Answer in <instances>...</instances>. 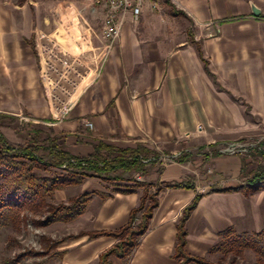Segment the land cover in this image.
Returning <instances> with one entry per match:
<instances>
[{
  "label": "crops",
  "instance_id": "1",
  "mask_svg": "<svg viewBox=\"0 0 264 264\" xmlns=\"http://www.w3.org/2000/svg\"><path fill=\"white\" fill-rule=\"evenodd\" d=\"M252 7L259 10L258 17ZM53 12V18H33L29 9L0 0V119L23 120L28 135L40 136L41 142L56 140L74 156L92 155L99 143L118 149L142 145L158 155L143 161L140 171L123 174V186L111 187L119 191L108 192L104 182L87 178L55 192L53 198L63 203L82 193L108 195L92 196L85 213L73 222L54 224L65 231L58 247L66 245L57 247L64 252L61 263L98 264L99 255L117 241L91 235L128 223L145 192L135 183L148 185V194L158 192L157 206L131 255L126 260L112 256L110 264H179L174 259L177 225L196 196L199 200L184 223L189 257L208 262L219 235L230 228L238 234L264 229V190L221 191L250 187L256 170L240 182L242 160L217 152L203 157L210 170L202 175L196 170L199 163L176 160L173 143L176 136L189 139L199 120L222 113L214 96L216 77L223 85H246L253 93L258 72L264 70V0H145L137 20L126 14L109 49L96 27L89 23L86 29L74 18V28L84 30L81 39L89 45L80 58L86 77L64 117L55 116L48 105L31 42L37 29L46 37L59 33L68 18H61L60 4ZM140 221L138 214L135 224Z\"/></svg>",
  "mask_w": 264,
  "mask_h": 264
},
{
  "label": "trees",
  "instance_id": "2",
  "mask_svg": "<svg viewBox=\"0 0 264 264\" xmlns=\"http://www.w3.org/2000/svg\"><path fill=\"white\" fill-rule=\"evenodd\" d=\"M44 143V144H43ZM37 142L31 138L25 145L14 147L0 134V233L3 229H19L26 215L39 216L33 219L36 228L49 227L54 224H69L83 215L92 196L102 199L107 194L82 193L70 198L66 203L52 205L51 200L57 191L81 185L87 178H97L104 183L121 182L123 174L140 171L144 163L158 155L138 145L135 149H118L104 143H99L95 151L88 157L74 156L63 150L56 140ZM177 161H182L180 158ZM250 187L228 188L222 192L246 190H264V168L255 173L248 182ZM260 183V184H259ZM259 184L258 186H255ZM136 187L144 188V195L139 205L134 208L128 223L114 232L94 233L91 237L109 236L116 243L99 255L98 264H110V257L126 260L137 246L138 239L146 232L152 212L157 206L156 195L148 194L146 184L135 183ZM117 187H122L117 185ZM171 187H180L174 184ZM106 190V189H105ZM115 191H119L117 188ZM199 196L183 211L177 225L174 259L179 264H212L207 261L189 257L185 252L184 223L194 209ZM141 221L135 224L137 215ZM63 240L51 243L45 250L54 251L62 256L64 252L57 250ZM249 251L254 256L250 264H264V229L256 233H236L228 229L219 235V241L211 249L212 254H220L223 258L231 256L228 264H235L234 258ZM28 252L19 254L14 259H4L3 264H16L28 256Z\"/></svg>",
  "mask_w": 264,
  "mask_h": 264
},
{
  "label": "rangeland",
  "instance_id": "3",
  "mask_svg": "<svg viewBox=\"0 0 264 264\" xmlns=\"http://www.w3.org/2000/svg\"><path fill=\"white\" fill-rule=\"evenodd\" d=\"M95 1L8 0L9 5H14L16 9H29L33 18H53L55 6L60 4L62 9L61 18L68 19H65L60 24L59 33L53 37L46 38L45 32L37 29L32 36L31 42L35 50L36 45L39 46L42 43L50 44L57 53L68 54V60L71 56L77 59L78 62L76 64L80 63V68L84 67L80 62L81 53L87 51L88 43L86 44L84 40L82 41L84 30L78 29V33L73 26V20L78 18L81 25L85 26L86 29L90 23L91 26L96 27V30L101 33L105 10L102 4H97ZM160 1L166 2V0ZM167 1L170 2V0ZM73 32L76 36L74 38L72 37ZM37 34L44 35L45 39L41 40L40 37H37ZM77 38L78 40H76ZM82 69L85 70L84 68ZM257 79L259 81L255 82L256 85L253 88V93H251L248 92L246 85L232 88L228 85H223L216 77V85L214 86L216 94L214 96L222 106V113L216 112L215 115L217 117L199 120L189 139L176 136L173 143L178 150L174 156L180 159H189L192 165L195 164L194 162L196 164L199 163L196 166V170L203 175L209 173L210 170V167L204 166L206 161L203 157L205 155H215L217 152L221 155H237L242 160L244 168L243 179H240V182H246L253 171L256 170L255 174L264 168V70H259ZM241 82L245 83L246 80L244 79ZM81 86L79 90H81ZM235 89H237V92ZM25 124L23 120L0 119V134L3 133V137L14 147L23 146L26 140H31L25 138L26 136L41 142L40 136L28 135V127ZM209 144L217 147L204 150L201 148ZM232 148L234 149L233 153L230 152ZM121 182H107L104 187L106 191L114 192L115 188L111 187L123 186ZM51 203L52 205H57L63 202L52 198ZM33 219H41V217L26 215L25 221L19 229L6 228L1 231L0 264H3L2 261L4 259H14L23 252H28V256L16 264H62L59 256L54 254V251L44 252L51 246V243L60 240L64 236L65 231L55 225L36 228L31 223ZM65 245L59 246L58 249ZM232 260L231 256L223 258L220 254H215L208 259V262L212 264H228ZM253 261L254 256L249 251L244 252L242 256L234 258L235 264H250Z\"/></svg>",
  "mask_w": 264,
  "mask_h": 264
},
{
  "label": "built area",
  "instance_id": "4",
  "mask_svg": "<svg viewBox=\"0 0 264 264\" xmlns=\"http://www.w3.org/2000/svg\"><path fill=\"white\" fill-rule=\"evenodd\" d=\"M170 1L176 3V0ZM95 2L102 4L105 10L101 37L109 49L120 35L126 14L131 13L134 20H137L145 0H96ZM150 8L157 7L152 3ZM37 37L41 40L45 39L42 34H37ZM36 51L48 105L55 116L64 117L76 103L86 72L83 67L80 68V64H76L75 58L71 57L68 60V54L57 53L48 43L36 45ZM85 126L92 128L90 123H85ZM230 152L233 153L234 149L232 148Z\"/></svg>",
  "mask_w": 264,
  "mask_h": 264
},
{
  "label": "water",
  "instance_id": "5",
  "mask_svg": "<svg viewBox=\"0 0 264 264\" xmlns=\"http://www.w3.org/2000/svg\"><path fill=\"white\" fill-rule=\"evenodd\" d=\"M259 10L258 9H256L255 7H252V14H253V16L254 17H258L259 16Z\"/></svg>",
  "mask_w": 264,
  "mask_h": 264
}]
</instances>
